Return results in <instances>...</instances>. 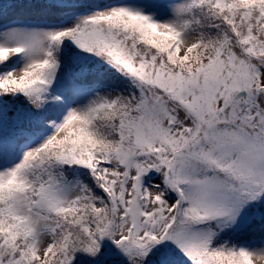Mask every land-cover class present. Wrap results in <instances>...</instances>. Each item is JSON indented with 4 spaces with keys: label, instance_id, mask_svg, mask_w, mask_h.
<instances>
[{
    "label": "snow or ice",
    "instance_id": "obj_1",
    "mask_svg": "<svg viewBox=\"0 0 264 264\" xmlns=\"http://www.w3.org/2000/svg\"><path fill=\"white\" fill-rule=\"evenodd\" d=\"M0 264H264V0H0Z\"/></svg>",
    "mask_w": 264,
    "mask_h": 264
}]
</instances>
